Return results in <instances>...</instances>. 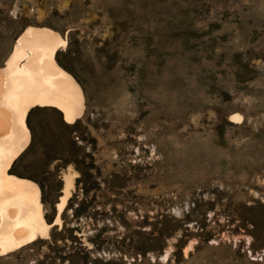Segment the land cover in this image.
Segmentation results:
<instances>
[{"label":"rangeland","instance_id":"obj_1","mask_svg":"<svg viewBox=\"0 0 264 264\" xmlns=\"http://www.w3.org/2000/svg\"><path fill=\"white\" fill-rule=\"evenodd\" d=\"M28 27L84 111H29L8 172L71 196L0 264H264V0H0V67Z\"/></svg>","mask_w":264,"mask_h":264},{"label":"bare ground","instance_id":"obj_2","mask_svg":"<svg viewBox=\"0 0 264 264\" xmlns=\"http://www.w3.org/2000/svg\"><path fill=\"white\" fill-rule=\"evenodd\" d=\"M66 46V38L54 31L28 27L0 67V255L48 238L50 228L61 224L60 215L71 196L73 180L66 174L56 217L48 223L37 184L8 172L29 143L26 120L31 109L55 108L67 124L83 114V91L55 58Z\"/></svg>","mask_w":264,"mask_h":264}]
</instances>
